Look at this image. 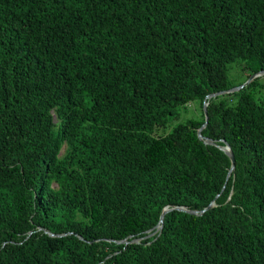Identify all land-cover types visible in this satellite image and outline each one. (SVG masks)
<instances>
[{
	"label": "trees",
	"instance_id": "obj_1",
	"mask_svg": "<svg viewBox=\"0 0 264 264\" xmlns=\"http://www.w3.org/2000/svg\"><path fill=\"white\" fill-rule=\"evenodd\" d=\"M229 68L264 0H0V264H264L262 75L197 134Z\"/></svg>",
	"mask_w": 264,
	"mask_h": 264
},
{
	"label": "water",
	"instance_id": "obj_2",
	"mask_svg": "<svg viewBox=\"0 0 264 264\" xmlns=\"http://www.w3.org/2000/svg\"><path fill=\"white\" fill-rule=\"evenodd\" d=\"M260 74H264V70L263 71H260L259 73H256V74H253V75H251L250 76V79L247 81V82H245L244 84H242V85H240V86H237V87H234V88H232V89H230V90H226V91H220V92H214V93H210V94H207L206 96H205V98H204V101H203V106H202V108H203V113H204V123L201 125V127L198 129V131H197V134H198V137L200 138V139H203V136H202V134H201V130L205 127V125L207 124V122H208V113H207V99H210V98H213V97H216V96H218V95H222V94H225V93H229V92H231V91H234L235 89H239V88H241V87H243L244 85H246V84H248L249 83V81H251L254 77H257V76H259ZM204 140V142L205 143H207V144H215V142L213 141V140H211V139H209V138H205V139H203ZM216 145V144H215ZM221 150H223L225 153H226V155L230 158V160H231V166H230V168H229V171H228V173H227V177L226 178H228V176H229V174L232 172V170H233V168H234V156H233V153H232V151H231V148L229 147V145L226 143V142H224V144L223 145H217ZM214 205V201H212L206 208H204V209H202L201 211H197V210H188V209H186V208H184V207H175V209H177V210H182V211H185V212H187V213H189V214H201V213H203L205 210H207V209H209L210 207H212ZM171 208H167V207H165L163 210H162V212H161V215H160V219H159V223L155 226V228H154V232L155 231H160L161 230V228H162V226H163V224H162V222H163V217H164V214L167 212V211H169ZM149 231H152V230H148V232ZM153 233V232H152ZM50 235H53V234H51L50 233ZM57 236H60V234H57ZM139 239H133V240H131V242L132 241H138ZM121 242H124V243H126L127 241L124 239V240H122Z\"/></svg>",
	"mask_w": 264,
	"mask_h": 264
},
{
	"label": "rangeland",
	"instance_id": "obj_3",
	"mask_svg": "<svg viewBox=\"0 0 264 264\" xmlns=\"http://www.w3.org/2000/svg\"><path fill=\"white\" fill-rule=\"evenodd\" d=\"M246 72H247V70H246ZM261 75H262V77L260 78V81L264 82V74H260L259 76H261ZM228 78L234 84H238L240 82H242V84H244L245 82H247L250 79V77H249V79L246 78V73L243 72L240 68L237 70H233V68H229L228 69ZM262 87H263V85H260L259 87L256 86V89H261ZM262 91H264V89H262ZM254 94L256 96H259V95H264V92H254ZM200 115H201L200 106H199L197 101H194V102L188 104L185 109L180 108L179 117L174 119L173 122H171L166 127L158 129L157 133L163 134V133L167 132L173 126V124L176 123L177 121L185 120L188 117L197 118ZM54 120L56 121V117H54Z\"/></svg>",
	"mask_w": 264,
	"mask_h": 264
}]
</instances>
